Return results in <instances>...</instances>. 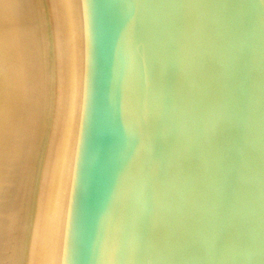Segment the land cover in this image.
<instances>
[{
	"label": "water",
	"instance_id": "95a60500",
	"mask_svg": "<svg viewBox=\"0 0 264 264\" xmlns=\"http://www.w3.org/2000/svg\"><path fill=\"white\" fill-rule=\"evenodd\" d=\"M86 4L65 264H264V0Z\"/></svg>",
	"mask_w": 264,
	"mask_h": 264
},
{
	"label": "bare ground",
	"instance_id": "6f19581e",
	"mask_svg": "<svg viewBox=\"0 0 264 264\" xmlns=\"http://www.w3.org/2000/svg\"><path fill=\"white\" fill-rule=\"evenodd\" d=\"M86 8V0H0V264L67 260ZM41 11L46 19L37 23Z\"/></svg>",
	"mask_w": 264,
	"mask_h": 264
},
{
	"label": "rangeland",
	"instance_id": "374dc122",
	"mask_svg": "<svg viewBox=\"0 0 264 264\" xmlns=\"http://www.w3.org/2000/svg\"><path fill=\"white\" fill-rule=\"evenodd\" d=\"M30 13H31V12H30ZM32 13H35V12H32ZM45 19H46V15H45L44 11L39 12V19H38V18L36 19V20H37V23L44 22ZM44 30H45V28H44ZM39 32H40V26H39V28H38V38H37V40H36V48L39 49L40 52H42V50H41V40H40ZM40 54H41V53H40ZM43 86H44V85H43ZM37 94H38V89H37ZM38 98H39V97L37 96V98H36V101H37V103H36L37 109H38V107H39V106H38V105H39V102L42 103V101H39ZM36 106L34 107V108H35V111H36ZM40 110H41V107H40L39 110H38V115L35 114V119H34L35 122H36V120H37L36 125H35V123H34V125H35V129H34V131L36 132V135L38 134L37 131L41 129V128H40V125L42 124L41 121L43 120V114L40 113ZM28 115H29V113L27 114V116H28ZM20 127H21V125L19 124V125H18V131H19ZM34 131H33V132H34ZM36 135H35L33 141H35ZM37 141H38V140H37ZM10 241H11V240L9 239L7 242H5V245H6V246L11 245V242H10Z\"/></svg>",
	"mask_w": 264,
	"mask_h": 264
},
{
	"label": "snow or ice",
	"instance_id": "6c2138e0",
	"mask_svg": "<svg viewBox=\"0 0 264 264\" xmlns=\"http://www.w3.org/2000/svg\"><path fill=\"white\" fill-rule=\"evenodd\" d=\"M86 187V186H85Z\"/></svg>",
	"mask_w": 264,
	"mask_h": 264
}]
</instances>
